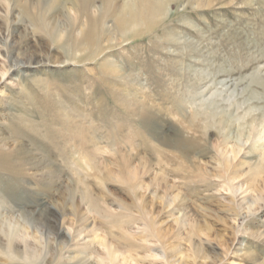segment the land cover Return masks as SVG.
Masks as SVG:
<instances>
[{"label": "rangeland", "instance_id": "374dc122", "mask_svg": "<svg viewBox=\"0 0 264 264\" xmlns=\"http://www.w3.org/2000/svg\"><path fill=\"white\" fill-rule=\"evenodd\" d=\"M0 264H264V0H0Z\"/></svg>", "mask_w": 264, "mask_h": 264}, {"label": "bare ground", "instance_id": "6f19581e", "mask_svg": "<svg viewBox=\"0 0 264 264\" xmlns=\"http://www.w3.org/2000/svg\"><path fill=\"white\" fill-rule=\"evenodd\" d=\"M52 29H54V28H52ZM11 238H12V237H11ZM11 238L8 239V242H10V243H11ZM10 246H11V245H10ZM10 248H11V247H10Z\"/></svg>", "mask_w": 264, "mask_h": 264}]
</instances>
